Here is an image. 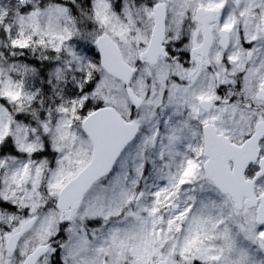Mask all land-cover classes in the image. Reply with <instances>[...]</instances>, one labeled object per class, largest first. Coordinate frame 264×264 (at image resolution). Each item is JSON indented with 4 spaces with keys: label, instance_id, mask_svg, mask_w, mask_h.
<instances>
[{
    "label": "snow or ice",
    "instance_id": "1",
    "mask_svg": "<svg viewBox=\"0 0 264 264\" xmlns=\"http://www.w3.org/2000/svg\"><path fill=\"white\" fill-rule=\"evenodd\" d=\"M0 264H264V0H0Z\"/></svg>",
    "mask_w": 264,
    "mask_h": 264
}]
</instances>
